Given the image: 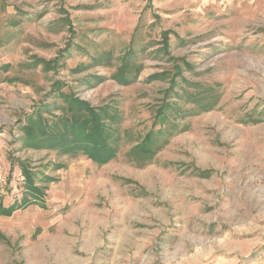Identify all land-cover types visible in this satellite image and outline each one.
I'll return each instance as SVG.
<instances>
[{"label":"rangeland","instance_id":"obj_1","mask_svg":"<svg viewBox=\"0 0 264 264\" xmlns=\"http://www.w3.org/2000/svg\"><path fill=\"white\" fill-rule=\"evenodd\" d=\"M0 161V264H264V0H0Z\"/></svg>","mask_w":264,"mask_h":264},{"label":"trees","instance_id":"obj_2","mask_svg":"<svg viewBox=\"0 0 264 264\" xmlns=\"http://www.w3.org/2000/svg\"><path fill=\"white\" fill-rule=\"evenodd\" d=\"M89 122L85 120L78 125L79 127H82L87 125ZM88 130L89 131L84 136V141L80 147V150H82L84 154H87L89 159L98 164H104L111 160L114 157V152L107 148L105 137L103 138L101 133L102 131L100 130L98 123L95 121L90 122ZM33 191H36V189H33ZM16 209L17 208L14 207H9L6 209L0 206V215L10 216Z\"/></svg>","mask_w":264,"mask_h":264},{"label":"built area","instance_id":"obj_3","mask_svg":"<svg viewBox=\"0 0 264 264\" xmlns=\"http://www.w3.org/2000/svg\"><path fill=\"white\" fill-rule=\"evenodd\" d=\"M0 175H2V166H1V161H0Z\"/></svg>","mask_w":264,"mask_h":264}]
</instances>
